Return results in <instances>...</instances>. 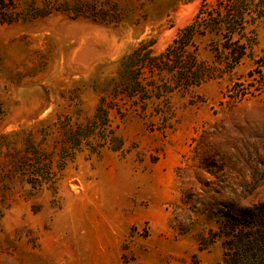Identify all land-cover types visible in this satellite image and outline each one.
<instances>
[{
    "label": "rangeland",
    "instance_id": "rangeland-1",
    "mask_svg": "<svg viewBox=\"0 0 264 264\" xmlns=\"http://www.w3.org/2000/svg\"><path fill=\"white\" fill-rule=\"evenodd\" d=\"M202 2L6 0L0 6L11 3L17 19L0 21V264L222 261L214 234L225 206L264 201V94L249 89L244 99H231L233 82L244 88L252 82L253 59L264 54V23L253 58L230 80L177 93L169 119H112L122 149L78 153L57 190L25 183L14 168L11 174L28 135L38 143L65 116L73 122L92 116L121 60L151 38L155 52L163 51ZM202 55L212 60L204 49ZM47 141L40 148L52 152L59 134Z\"/></svg>",
    "mask_w": 264,
    "mask_h": 264
},
{
    "label": "trees",
    "instance_id": "trees-1",
    "mask_svg": "<svg viewBox=\"0 0 264 264\" xmlns=\"http://www.w3.org/2000/svg\"><path fill=\"white\" fill-rule=\"evenodd\" d=\"M5 1L0 0V6ZM11 8H0L1 22L13 24L17 20ZM76 13L83 15L81 10ZM263 23L264 0H219L216 5L203 0L193 21L179 30L163 51L155 52L156 38H151L121 60L92 116L74 122L72 116H65L44 130L38 143L28 135L16 151L11 174L14 168L13 175L18 174L25 183L36 188L48 184L57 190L68 163L78 153L99 155L109 145L112 151L122 149L123 142L114 138L113 120L123 121L127 115L169 119L171 100L177 93L186 95L215 79L230 80L247 58H253L258 27ZM204 40L207 43L202 48ZM202 49L211 53V61L203 57ZM253 64L248 72L251 85L244 88L233 82L231 99H244L249 89L264 94V54L253 59ZM53 131L59 134L60 142L47 152L40 146L47 144ZM111 140L116 145L112 146ZM225 209L217 222L219 232L214 234L224 250L219 264H264V201L249 206L229 203Z\"/></svg>",
    "mask_w": 264,
    "mask_h": 264
},
{
    "label": "water",
    "instance_id": "water-1",
    "mask_svg": "<svg viewBox=\"0 0 264 264\" xmlns=\"http://www.w3.org/2000/svg\"><path fill=\"white\" fill-rule=\"evenodd\" d=\"M189 7V6H188ZM187 7V8H188ZM188 15V12L185 11H181L180 12V18L183 19ZM170 32L165 33V35L162 37V45L167 41V39L169 38Z\"/></svg>",
    "mask_w": 264,
    "mask_h": 264
},
{
    "label": "bare ground",
    "instance_id": "bare-ground-1",
    "mask_svg": "<svg viewBox=\"0 0 264 264\" xmlns=\"http://www.w3.org/2000/svg\"><path fill=\"white\" fill-rule=\"evenodd\" d=\"M189 9H190V7L186 8V9H184V10H182V11L188 12Z\"/></svg>",
    "mask_w": 264,
    "mask_h": 264
}]
</instances>
